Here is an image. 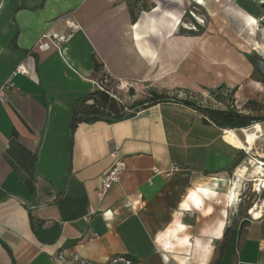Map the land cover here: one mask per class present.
Instances as JSON below:
<instances>
[{"label": "crops", "instance_id": "1", "mask_svg": "<svg viewBox=\"0 0 264 264\" xmlns=\"http://www.w3.org/2000/svg\"><path fill=\"white\" fill-rule=\"evenodd\" d=\"M155 7L170 11L156 5L139 17L127 0H0V85L11 84L0 100V264H79L73 256L88 264H124L111 261L118 256L134 264H264V210L236 216L229 199L240 145L258 144L264 154V121L250 125L259 129L250 140L249 126L220 128L163 101L118 121L81 122L71 134L72 105L106 73L202 93L221 82L234 87L246 74L230 64H215L227 73L211 69L201 45L190 60L195 41L166 27L145 35L155 60L144 55L133 25L146 15L159 20ZM228 11L245 26V16ZM43 33L68 39L38 49ZM17 66L25 73H14ZM113 148L126 168L100 200Z\"/></svg>", "mask_w": 264, "mask_h": 264}, {"label": "rangeland", "instance_id": "2", "mask_svg": "<svg viewBox=\"0 0 264 264\" xmlns=\"http://www.w3.org/2000/svg\"><path fill=\"white\" fill-rule=\"evenodd\" d=\"M127 1L128 5L135 12L137 11L139 17L144 12H150L153 6L159 5L163 9L174 12L183 24L193 26V29L180 28L175 33L177 36L182 37L181 40L195 41L191 48L194 51H192L190 60H193V54L199 51L201 45L204 49L203 53L206 54V61L212 64L211 69H218L217 71L227 73L215 64L225 63L228 66L231 62L235 68L232 70L245 71L246 74L239 79L234 87L229 86L226 82H221L220 84H223L224 87L206 88L200 86L203 85L200 83L199 87H205L204 89L208 91L202 93L199 89L194 88L177 87L170 90L159 88L150 85L145 80L140 83L127 80L124 83L125 85L122 86L121 80L114 79L106 73V83H103L102 87L109 97L116 102L129 105L134 101L150 97L152 92L165 93L170 98L194 100L201 106L223 109L230 107L242 113L259 118L264 117V76L257 66L259 60L264 61V13L260 10L258 3L261 0H205L206 5H199L195 0H182V4L169 3L164 0ZM229 9L238 10L243 17H246V27L229 13ZM237 66L239 69H237ZM193 71L195 70L188 72V76L192 80L195 79ZM231 90L233 91L231 92ZM216 94L222 96L221 101L216 97ZM126 95L129 99L124 102L122 97ZM248 129H253L255 136H258L256 131L259 130L258 128L249 126ZM241 146L246 150H241L243 160L240 165L249 168L250 161L253 160L254 165L257 166L258 164L254 159L260 160V146L256 144L249 151V148L244 144H241ZM235 168L229 173L230 180L233 178ZM245 178L235 202V211L236 216L249 217L250 208L256 205L254 208L258 210V205L264 204V191L257 193L253 190L256 187L254 184L257 182L248 176Z\"/></svg>", "mask_w": 264, "mask_h": 264}, {"label": "trees", "instance_id": "3", "mask_svg": "<svg viewBox=\"0 0 264 264\" xmlns=\"http://www.w3.org/2000/svg\"><path fill=\"white\" fill-rule=\"evenodd\" d=\"M262 6L264 7V3H262ZM131 18L132 21H135L136 19L133 13H131ZM97 67L98 65L96 64L95 68ZM218 87H224V85L220 84L217 88ZM232 91L233 90H231V92ZM216 97L219 101L222 100V96L216 94ZM163 101H173L186 107L196 109L203 116H207L212 123L220 128L240 129L264 121V117L259 118L257 116L242 113L235 108L226 107L223 109L201 106L194 100L170 98L165 93L157 92H152L151 96L148 98L137 100L126 105L123 102H116L108 96L105 90L96 88L78 98L72 105L69 120L71 134L81 122H91L100 119L105 120L106 122L118 121L133 116L140 109ZM36 223H39V221H36ZM31 225L33 228L35 227L33 220H31Z\"/></svg>", "mask_w": 264, "mask_h": 264}, {"label": "bare ground", "instance_id": "4", "mask_svg": "<svg viewBox=\"0 0 264 264\" xmlns=\"http://www.w3.org/2000/svg\"><path fill=\"white\" fill-rule=\"evenodd\" d=\"M158 11L162 12V17H159L158 18L159 20H157V19H155L153 17L151 18V15H146L145 19H143L141 22H138L135 25H133L134 26V30H135V35L134 36L136 37L137 45L139 46V48L141 49V52L144 55H150L151 57L155 56V57H153L152 60H155L156 52H155V50L151 49L150 44H149V42H148V40H147V38L145 36L146 34H151V33H154V32H159L160 33L161 28H164V27L168 28V32L170 33V36H172L176 32H178L180 30V28H192L193 29V26L190 27L189 25L183 24L182 21L179 20V17L177 15L173 14L172 12L162 11L158 7H155L154 12L157 13ZM200 50H201L202 54H204L205 57H206V54L203 53L204 49L202 48ZM201 60L203 61V59H201ZM214 62H215V60H214ZM230 65L232 66L233 64L230 62ZM187 66L189 67V65H187ZM198 66H199V64H198ZM182 69H184V68H182ZM228 69H230V68H228ZM173 73H171V75ZM164 76H166V75H164ZM170 77H172V76H170ZM121 82H122V86H124L125 85L124 83H126V81H123V80H121ZM243 132H244L243 134L250 140H252L253 138L256 137L254 131H252L251 129L245 128L243 130ZM241 148L243 150H245L243 148V146H241ZM254 160L258 164L259 160H257V159H254ZM250 164L251 165H250L249 168H247L244 165H240L237 168H235V170H234V173H233L234 177L232 178V181H231V191H230V194H229V199H230V203L231 204H234L237 201V197L239 196V191H240V189L242 187L243 181L246 179L245 178L246 176L252 178V180L255 181V182L259 181L260 185L262 183L264 184V179H263L264 171L262 170V168L259 165L255 166L254 165L255 163L253 162V160L250 161ZM256 184L257 183H255V185ZM254 207H252L249 210V213L252 215L253 218H256V217H259L261 215V208H260L259 205H258V210L256 208H254Z\"/></svg>", "mask_w": 264, "mask_h": 264}, {"label": "built area", "instance_id": "5", "mask_svg": "<svg viewBox=\"0 0 264 264\" xmlns=\"http://www.w3.org/2000/svg\"><path fill=\"white\" fill-rule=\"evenodd\" d=\"M67 39H68V36L61 35V36H58L57 38L53 39V41H51L52 39L49 37V35L47 33H43V34L40 35L39 43L36 46H37L38 49H44V48L49 47L52 44L53 45H57L59 42L66 41ZM15 72L25 73V69L22 66H17L16 69L14 70V73ZM103 83H106V77L101 76V79L99 80V82L97 84L98 88L101 89V90H105L102 87ZM10 85L11 84H10L9 80H5L0 85V100L1 101L3 100L4 90L7 89ZM112 97H114V96H112ZM110 153L113 156L114 160L112 162L111 167L102 176L101 187H100V189L98 191V196H99L100 200L103 198L105 192L107 191L108 188H110V186L112 184L117 183V182L120 181L122 172L126 168L124 158H123L122 154L120 153V151L117 148H113ZM258 165L264 171V154H262L260 156V160L258 162ZM153 172L154 173H159V174L163 173L162 170L157 169V168H153ZM263 179H264V177H263ZM255 186L256 187L253 188V190H255L257 193H261L262 191H264V184L263 183L260 185V182L258 181ZM260 208H261V214H262V211L264 210V204H261ZM95 211H96L95 209L90 208L89 209V215L94 214ZM248 215L252 218V215L249 212H248ZM55 257L58 258L62 262H66L67 261L61 253H57L55 255ZM71 260L73 262H77L79 264H88V262L86 260L81 259L78 256H73L71 258ZM111 261H113V262L119 261V262H123L124 264H134L132 259L126 258L124 256H118L116 258H112Z\"/></svg>", "mask_w": 264, "mask_h": 264}, {"label": "water", "instance_id": "6", "mask_svg": "<svg viewBox=\"0 0 264 264\" xmlns=\"http://www.w3.org/2000/svg\"><path fill=\"white\" fill-rule=\"evenodd\" d=\"M257 66H258L260 72H261V73L263 74V76H264V61H263V60H259V61L257 62Z\"/></svg>", "mask_w": 264, "mask_h": 264}]
</instances>
